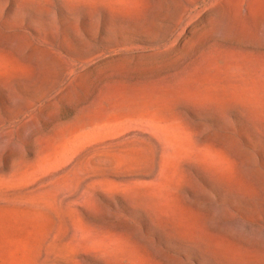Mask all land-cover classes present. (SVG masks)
<instances>
[{
	"label": "rangeland",
	"instance_id": "obj_1",
	"mask_svg": "<svg viewBox=\"0 0 264 264\" xmlns=\"http://www.w3.org/2000/svg\"><path fill=\"white\" fill-rule=\"evenodd\" d=\"M0 264H264V0H0Z\"/></svg>",
	"mask_w": 264,
	"mask_h": 264
}]
</instances>
